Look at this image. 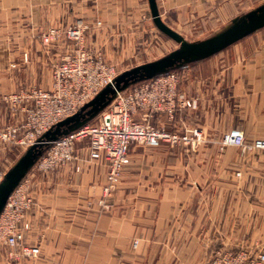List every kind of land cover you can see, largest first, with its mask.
<instances>
[{"label": "crops", "instance_id": "crops-1", "mask_svg": "<svg viewBox=\"0 0 264 264\" xmlns=\"http://www.w3.org/2000/svg\"><path fill=\"white\" fill-rule=\"evenodd\" d=\"M207 2L210 12L230 20L247 5V0H157L169 24L175 13ZM78 18L101 20L102 38L105 32H133L153 21L148 0H0V128L24 116L2 95L29 85L50 88L54 63L71 51L68 41L43 46L36 33ZM233 45L228 55L215 54L177 71L179 90L197 105L177 112L175 129L191 122L210 130V159L220 157L223 166L210 167V184L212 174L220 170L226 176L235 169L246 192L239 202L244 217L254 210L256 218L264 205V149L242 153L238 146L224 145L223 134L242 129L250 139L264 138V27ZM216 146L222 151H214ZM153 154L133 153L124 181L107 204L99 203L107 167L89 158L87 143L78 145L76 158L67 165L51 171L34 167L26 177L33 205L24 222L29 226L26 241L39 245L40 255L17 257L15 250L0 248V264H185L184 256L200 250L197 229L186 226L193 221L187 214L193 190L177 183L175 169ZM221 184L223 189L229 185L226 180ZM222 202L223 208L230 207L229 200ZM217 217L210 212V239Z\"/></svg>", "mask_w": 264, "mask_h": 264}, {"label": "built area", "instance_id": "built-area-1", "mask_svg": "<svg viewBox=\"0 0 264 264\" xmlns=\"http://www.w3.org/2000/svg\"><path fill=\"white\" fill-rule=\"evenodd\" d=\"M100 24V21L98 22ZM90 25L83 19L65 29L50 27L39 34L43 44L67 38L73 41L71 51L65 54L52 69L49 89L31 86L4 95L14 109L23 111V119L0 128V142L24 148L58 121L74 114L91 100L105 85L117 76L116 66L105 60L99 51H92L85 43ZM181 77L171 72L140 82L120 92L101 113L97 123H88L77 131L53 141L37 162L40 171H51L71 163L76 158L79 143L89 148V158L102 161L107 167L102 184L103 198L111 196L122 181L124 171L131 161L134 144L156 147L162 143L197 144L203 139L201 128L184 132L156 126L150 120L154 115L175 119L182 108L195 107L197 100L179 90ZM142 113V120L136 118ZM223 143L237 145L245 150L264 149V138L248 141L240 129H233L223 136ZM5 171L0 169V183ZM33 205L28 179L25 178L10 194L0 214V242L19 250V256L38 257L39 245L27 243L24 222ZM246 251L217 250L209 264H247ZM252 264H264V252L256 254Z\"/></svg>", "mask_w": 264, "mask_h": 264}, {"label": "rangeland", "instance_id": "rangeland-1", "mask_svg": "<svg viewBox=\"0 0 264 264\" xmlns=\"http://www.w3.org/2000/svg\"><path fill=\"white\" fill-rule=\"evenodd\" d=\"M262 2H264V0H247V5L243 9L242 13L256 7ZM207 5L208 2L207 4L205 3V7L196 9L192 6L191 8L183 9L175 13L174 19H171V17H169V19L172 20L171 24H169L165 19L164 21L175 30H177L178 28L177 31L183 34L189 40L206 38L215 33L218 29H220L230 21L229 16L218 15V12L216 10L210 12V5ZM79 19L82 18H78L77 20ZM83 20L90 25V28L86 31L85 34V43L87 45V48L91 49L92 51L101 52L106 61L116 66L117 74L133 66L160 58L179 46V44L175 40L161 32L153 23L151 18L149 26H140L137 30L133 32L108 31L105 32L106 37L103 38V32L102 30H100V28L103 27L104 23L101 20L98 19L94 22L89 21V19ZM76 21H74L72 24H74ZM99 21L100 24H98ZM51 27H59L61 29H65L68 26ZM46 29H43L36 33V38H38V40L43 46H49L53 43H57L60 41H68L70 42L71 46H73V41L67 38H63L48 45L43 44L39 34L45 31ZM96 37H99V39H103V41H100L96 44L94 41ZM89 38H91V40L93 41L91 42ZM233 47L234 45L216 54L215 56L221 57L224 55H228V51L230 50V48ZM31 86L39 87V85H29L23 86L18 90ZM132 87L133 86L129 87L128 89ZM4 95H2V99L5 101ZM7 103L14 112L21 111L20 109H14L9 102ZM101 113L90 123L94 124L99 122L101 118ZM141 114V112L136 114V118L138 120H142ZM150 120L156 126L163 127L172 131L178 130L180 132H184L187 129L195 127L201 128L203 131L202 141L195 145L185 143L171 145L168 143H162L159 146L150 147L148 145L143 144H134L132 145L130 151V157H132L133 153H137L139 151H151V153H154L153 157L154 155L157 156L156 158L161 157L160 164L163 163L166 165V167L175 169L177 183H182L184 186L192 188L193 190V204L191 205L192 207H190L189 212L187 213L193 217V221L190 224H186V226L192 231L197 229V234L200 237V250L197 255L184 256V263L209 264L210 259L215 254V252L221 249L230 250L233 252L246 251L248 254L246 262L247 264H252L253 260L256 257V254L259 252H264V205L261 209V213L259 215L257 214L256 218L254 216V210L247 211L251 212L252 214L248 218L244 217V212L246 210L243 209L242 204L240 205L239 202L245 199L246 192H244L243 187H240L239 173L236 172L235 169H230L231 172L229 171L228 175L226 174V176H222L220 170L217 175L212 174V183L210 184V167L222 169L223 166L220 157L215 156L213 157L214 159H210V147L213 145H210L209 129H205L200 124H195L191 122L185 126L186 128L184 127L183 129H175L178 125V122L176 125V117L173 120H169L167 119V117L158 114L151 117ZM245 137L248 141L255 139H250L246 135ZM25 149L26 148L18 145H9L0 142V169L6 172L16 162V160L20 157V155ZM239 150L242 153H251L256 151L257 149L244 151L241 147H239ZM214 151L221 152L222 150L218 148ZM34 167H37V163ZM231 167L233 168L234 166L231 165ZM126 169L124 171L123 178L120 184L124 181L127 175ZM222 180L228 181L229 185L227 184V186H230V189H228L226 185L223 189V185L221 184ZM28 183L31 187L29 180ZM116 190L113 192V194L116 192ZM103 194L104 193L102 190L101 199L103 198ZM261 196L264 199L263 193H261ZM210 200H212L213 205H215L213 208H210ZM223 200H229L230 207L223 208V206H221L223 204ZM105 204H107V200ZM210 212L212 213V215L214 214V216H218L216 218V220L218 221L212 225L215 231V235L211 237L212 239H210ZM258 220H261V223H259ZM28 228L29 226L25 229V233ZM0 248L13 249L15 250L14 253L17 255V257H19V250H17V248H12L2 242H0Z\"/></svg>", "mask_w": 264, "mask_h": 264}, {"label": "water", "instance_id": "water-1", "mask_svg": "<svg viewBox=\"0 0 264 264\" xmlns=\"http://www.w3.org/2000/svg\"><path fill=\"white\" fill-rule=\"evenodd\" d=\"M148 1L156 27L175 40L179 46L160 58L133 66L117 74L111 83L105 85L77 112L58 121L45 131L35 143L27 147L5 173L0 183V214L10 194L27 177L51 143L90 123L120 92L140 82L176 72L190 64L211 57L264 27V2H262L233 17L212 35L202 39L189 40L163 20L157 0Z\"/></svg>", "mask_w": 264, "mask_h": 264}]
</instances>
